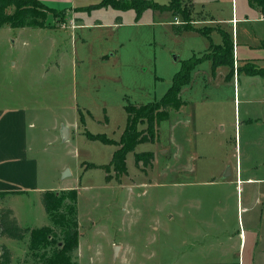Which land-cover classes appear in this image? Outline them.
<instances>
[{"label": "rangeland", "instance_id": "1", "mask_svg": "<svg viewBox=\"0 0 264 264\" xmlns=\"http://www.w3.org/2000/svg\"><path fill=\"white\" fill-rule=\"evenodd\" d=\"M151 1L159 5L168 2ZM232 2L238 5V15H243L245 0H218L210 7L218 16L229 18ZM179 3L172 13L178 10L177 19L184 21L180 12H188L189 5L185 0ZM30 5L26 7L38 9L35 3ZM15 10L8 8L7 13ZM116 11L101 8L85 15L84 20L87 24H92V18L112 23L116 14H121L123 23L115 29L88 25L73 31L42 30L36 35L28 26L14 45L9 40L14 36L0 28L2 97L9 101L8 96L16 94L19 102H29L36 127L47 128L42 137L46 152L38 156L45 181L62 179L63 172L56 168L63 159L72 172L63 178L78 192L79 239L73 259L78 264H223L231 261L229 249L232 251V243H238L239 238L228 234L241 231L247 241L241 261L249 264L255 246L250 224L258 223L260 212L251 197L264 189V124L246 121L244 110L249 105L235 101L232 80L222 82V68L218 78L210 81L211 62L201 61L193 72L192 88L182 95L194 102L186 111L193 110L200 98L206 100L197 115L203 125L196 126L192 120L189 126L198 131L182 133L187 138V152H195L193 160L177 164L173 138L177 128H172L176 115L170 109L168 117L158 123V141L140 143L125 154V173L117 176L110 165L111 153L120 144L126 126L125 105L159 101L171 85L179 61L193 54L201 56L210 41L220 43V34L215 31L208 38L203 33L176 32L175 18L167 11L146 8L138 16L133 9ZM68 14L47 13L44 22L52 26L68 23ZM187 17L189 30L207 32L206 27L190 24L189 12ZM240 20L238 31L247 32L249 43L264 38V23ZM50 32L54 35L46 36ZM37 40L44 43L40 48ZM262 49L255 46L251 57H259ZM111 53L115 55L110 57ZM203 55L213 59L218 51L210 48ZM14 60L17 63L11 67ZM257 61L264 67V60ZM202 77L209 80L207 86H203ZM259 92L256 97L264 99ZM256 105L264 109L263 102ZM67 123H71L72 139L62 141L61 124ZM145 127V123L139 124L140 129ZM88 132L103 134L112 144L88 140L84 135ZM151 150L155 154L151 165H134V152ZM201 151L208 155L202 156ZM91 162L97 166L88 168ZM228 169L231 175H227ZM248 176L263 181L251 183L245 180ZM4 239L9 238L0 236V245ZM9 240L5 245L12 252L11 264H32L36 260L33 255L40 253L28 247V236ZM258 260L257 264H264L263 256Z\"/></svg>", "mask_w": 264, "mask_h": 264}, {"label": "crops", "instance_id": "2", "mask_svg": "<svg viewBox=\"0 0 264 264\" xmlns=\"http://www.w3.org/2000/svg\"><path fill=\"white\" fill-rule=\"evenodd\" d=\"M36 1L43 3L45 6L51 7L55 10L65 9L66 12H69V14L67 15L68 23H63V24L57 23V25L55 24L53 26L46 24L42 28L33 27V29H35L37 32L36 35L39 34L41 35L42 30L51 31L56 29H70L73 31L76 28H81L83 26H88V25H92V27H99V28L108 25L112 27V29H115L123 23L121 14H116L114 18L116 21L112 23H104L102 20H98L96 18L95 19L92 18L93 20L92 24H87L84 21L86 17L85 15L90 16L91 13L100 11L101 8H104L106 10L109 7L112 8V5L107 4V5H101L100 7L91 8L88 10L85 9L87 6L91 4H97L101 2V0H78L79 3H77V5L76 3H74L76 2V0H36ZM170 1L171 0H168L167 3H164L162 5L165 6L169 5ZM245 1H246V7L244 8V11L241 12V14L243 13V15H238V5L237 3L234 5V3L232 2L231 17L225 18L218 16L215 13V10L210 7L214 3L218 2V0H203V1L185 0V2H187L189 5L188 12L192 17V21L190 22L191 25L193 24L195 27L208 28L206 30L207 32L203 33L208 38H210V33L212 32L217 31L220 34V38H221L220 43H213L212 41H210L204 53H202L201 56L206 52H208L210 48L222 46L226 38H228V40L231 42L232 52L229 53L228 55L229 62H223L221 64H218L213 69L212 68L213 62L211 61V58L204 59L205 61L209 60V62H211L210 65H211L212 73L211 76H209L210 77L209 80L211 81V80H215L216 77L218 78L217 76L218 70L222 68L221 69L222 82L229 83L232 80V91L234 93L235 101L238 102V105L241 101L245 105H249V107H247L244 110L246 121L252 122V120L254 121L257 120L258 122L260 121V123L264 124V109L260 108L259 105H256L257 103L259 104L261 102H263L264 104V99H261L260 97L259 98L256 97L258 95V91H260L259 92L260 95L262 94V96H264V76L257 73L249 74L245 71V66L248 65L254 64L259 67H262L259 65L257 60L259 61L264 60V38L257 37V43L252 45L247 41V37H248L247 32L242 31L239 33L238 31L239 23L241 21L240 19H243V17L245 19L244 20L245 22L251 23L252 21H258L260 23H264V16L260 13L259 7L255 3L250 2V0H245ZM128 10L117 9V11H120L122 13ZM161 11H167L173 15V17L175 18L173 25L176 26L175 28L176 32L186 31L195 34L202 33L194 30L191 31L189 29L184 28L183 27L184 21H179V19H177V14L175 15L174 13H172L171 10L163 9ZM71 18L73 19L72 25H70ZM180 24L181 26L178 27V25ZM0 28H5V30H8L10 32V37L14 36L13 38L9 39L10 42L14 45V43L18 41V38L24 35L25 32L27 31L26 29L30 27L28 26L12 27L9 25H4L1 26ZM45 35H43V37H45ZM52 35L54 34L50 32L46 36L52 37ZM74 37L75 36H71L72 39H75ZM24 43L25 42L23 41V44ZM37 43L39 48L41 47L40 44H44L42 43V41H38ZM55 45L56 44L51 45V52L52 49L55 47ZM255 46L257 47L259 46L263 48L262 53L259 57H254V56L251 57L250 55V51L253 48H255ZM220 51L222 50L220 49ZM114 55L115 53H111L110 57L111 56L113 57ZM177 59L178 57L175 56L174 60ZM180 62L181 60L179 61V63ZM16 63L17 62L15 60L12 61L10 64L11 67H14ZM58 65L59 63H57V67ZM197 65L190 72V77H191L190 82L182 86L179 92L180 99L183 101V103L177 109L175 108L168 109V113L169 110L171 109L176 115L174 116V122L172 128L173 130H176L177 128L173 136L174 141L176 143V147H175L176 149L174 153L176 156L177 164H179L180 166H182L181 163L182 160L184 159L193 160V158H195V152L193 154L187 152L186 143H185V140L187 138H185V136L182 133H189L190 129L194 130V132L195 130L198 131L197 128L194 129V126L193 128L189 126L192 123V120L193 122L196 123V126L203 125L200 121L197 120L198 118L197 115L201 114L202 108L200 106H203L206 101L204 97L200 98L199 103L193 105V110H189V111H186V109H189L190 108L189 106L194 102L182 98L183 97L182 95L184 94L183 92L192 88L193 80H194L193 72L196 71ZM43 74H45V72H43ZM202 79L204 81L203 86H207L209 80H207L206 77H202ZM236 96L238 98L237 100H236ZM8 98L9 101L3 99L2 91L0 87V193L2 191L15 192L14 194L7 195L4 199L3 204L12 209L15 219H17L18 224L22 227L33 228V227L48 225L50 223V220L44 211L42 203H40L39 200L40 193L42 191H46L47 189L61 191L62 189L67 190V189H76V188H74L73 185L69 181H67L66 178L63 177L61 180L59 179V181H55V183L54 181L53 183H47L48 181L47 182L45 181L42 173H40L38 156L40 157L42 153L46 152V148H44L43 146L42 137L45 135L47 128L36 127L35 118L29 113L32 110V107H30L29 102L27 101L23 102V100H21L22 102H19V99L17 98L16 94L9 95ZM153 101H157V100H153ZM195 102L197 101L195 100ZM77 110H80V108L78 107ZM79 117L80 120L83 118V116L82 117L79 116ZM200 117L201 116H199V118ZM126 119H127V112H126ZM218 122L220 125H223L221 119L218 120ZM69 125H71V123L61 124L62 127H67L68 129L67 139H63L60 135L62 141L72 139V129L71 126ZM263 135H264V129H263ZM85 138L88 139L86 135ZM91 140H98V139H91ZM106 144H112V143H106ZM117 148L118 146H116V149ZM162 152H166V151L163 150ZM201 152L203 153L202 156L208 155V153L204 151ZM154 158H155V154H154ZM77 164L78 165H77L76 173L78 174L79 173L78 170L80 169L79 162H77ZM89 164L91 165L93 163L91 162ZM65 168L68 169V166L66 164V160L63 159L61 160L60 164L57 166L56 169L59 173H61V171H63ZM227 171H228L227 175H231V170L228 169ZM71 173L72 172H70V174ZM238 176H239V171L236 170V180H238ZM214 179L216 181L215 177ZM52 180H54L53 175H52ZM245 180L254 183L260 181L261 179L258 178L255 179L252 178L251 176H248L245 178ZM229 182L233 183L232 180H230ZM229 182L227 181L226 183ZM258 190L259 191L257 192L258 193L257 197H253V196L251 197V203H256L257 205L259 204L260 212H259L258 223L254 224L252 222L253 225L249 223L252 226L250 227V232L254 235L252 237V241H253V245H255L252 247V252L250 255L251 260L249 261V264H257L259 261L258 258L260 256L264 257V233L261 232L262 223L264 222V189L259 188ZM238 235H239L238 243L237 242L232 243L233 245L232 251L229 249V253L231 252L233 254L231 261L223 264H244L241 261L240 254L243 253L247 243L246 233L244 232V238L241 231L236 235H233V233L228 234V236L232 238ZM235 239H237V237H235ZM8 240L9 239L2 240V244H6Z\"/></svg>", "mask_w": 264, "mask_h": 264}, {"label": "trees", "instance_id": "3", "mask_svg": "<svg viewBox=\"0 0 264 264\" xmlns=\"http://www.w3.org/2000/svg\"><path fill=\"white\" fill-rule=\"evenodd\" d=\"M125 0H101L97 4H91L85 9L100 7L101 5H112L115 9L128 10L133 9L138 16L146 8L158 10H171L173 8L179 9L181 4L179 0H171L169 5H159L150 0H130V3H125ZM259 7L260 13L264 16V0H250ZM35 3L38 9L26 7ZM16 8L11 14L7 13V9ZM40 10V11H38ZM66 10H55L51 7L45 6L36 0H0V27L9 25L12 27H43L47 13L55 15L65 14ZM179 11L174 12L176 15ZM187 11L180 12V16L184 18L183 27L188 21ZM197 32H202L198 28H194ZM204 33V32H202ZM223 46V47H222ZM222 46L215 47L218 55L214 60L211 59L212 68L214 69L218 64L228 61V55L232 52L231 42L226 38ZM220 49L222 51H220ZM226 57V58H225ZM211 58V57H210ZM207 59L206 55L200 57L192 56L181 60V66L173 75L171 85L164 92V96L159 101H151L141 105H125L127 112L126 127L120 136V144L118 148L112 152L110 165L117 176L125 173V157L127 152H132L137 144L154 142L157 140V126L158 123L165 119L168 115L169 108L177 109L183 103L180 99V90L182 86L190 82V72L200 63V61ZM245 71L249 74H260L264 76V68L257 65L245 66ZM140 123H145L146 127L139 129ZM88 139H98L103 143H112L102 134L85 133ZM134 154V165L141 163L143 166L151 165L154 159L153 151H139ZM96 167L91 164L90 167ZM102 167V166H101ZM103 168V167H102ZM15 192L2 191L0 193V236L12 240L19 241L28 236L29 248L37 250L40 253L35 256L32 264H78L73 259V254L78 249V216H77V195L76 189H62L55 191L47 189L40 193V203L44 211L50 219L48 225L39 227H22L15 219L12 209L4 205V199L9 194ZM12 252L5 245H0V264H11Z\"/></svg>", "mask_w": 264, "mask_h": 264}, {"label": "water", "instance_id": "4", "mask_svg": "<svg viewBox=\"0 0 264 264\" xmlns=\"http://www.w3.org/2000/svg\"><path fill=\"white\" fill-rule=\"evenodd\" d=\"M61 136H62L63 139H67V137H68V129H67V127H62ZM62 172H63L62 173V177H65L66 175L70 174V172H69V170L67 168H65Z\"/></svg>", "mask_w": 264, "mask_h": 264}]
</instances>
